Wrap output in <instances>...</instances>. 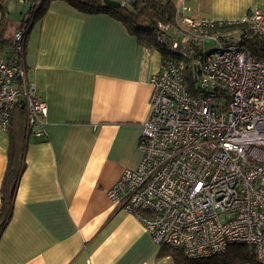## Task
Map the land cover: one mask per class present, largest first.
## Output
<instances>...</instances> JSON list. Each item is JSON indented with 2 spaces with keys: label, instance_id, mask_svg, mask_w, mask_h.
I'll list each match as a JSON object with an SVG mask.
<instances>
[{
  "label": "crops",
  "instance_id": "crops-1",
  "mask_svg": "<svg viewBox=\"0 0 264 264\" xmlns=\"http://www.w3.org/2000/svg\"><path fill=\"white\" fill-rule=\"evenodd\" d=\"M191 5L196 15L223 21L254 8L264 12V0ZM9 13L21 20L25 10ZM162 56L118 18L82 13L63 0L53 1L34 23L25 63L48 103V122L45 136L29 134L11 217L0 235V264H174L171 256H158L141 221L116 209L108 196L125 169L141 162L151 76ZM9 146L0 125V188Z\"/></svg>",
  "mask_w": 264,
  "mask_h": 264
},
{
  "label": "built area",
  "instance_id": "built-area-1",
  "mask_svg": "<svg viewBox=\"0 0 264 264\" xmlns=\"http://www.w3.org/2000/svg\"><path fill=\"white\" fill-rule=\"evenodd\" d=\"M191 1L180 0L174 20L158 24L157 39L172 55L151 76L141 162L125 169L108 196L159 248L203 258L245 243L264 264V58L240 43L264 35V12L223 21L196 15ZM232 24L246 27L221 29ZM27 36L18 29L12 56L0 57V125L8 130L22 102L27 131L42 137L49 106L28 77Z\"/></svg>",
  "mask_w": 264,
  "mask_h": 264
},
{
  "label": "trees",
  "instance_id": "trees-1",
  "mask_svg": "<svg viewBox=\"0 0 264 264\" xmlns=\"http://www.w3.org/2000/svg\"><path fill=\"white\" fill-rule=\"evenodd\" d=\"M53 1L55 0H38L36 5L30 1H19L26 3L28 10L21 20H16L9 13L10 0H0V53L8 50L12 52L16 31L24 27L28 34L34 23L43 17ZM63 1L82 13L110 14L121 20L129 32L137 37L140 44L156 48L163 56L172 55L157 39L160 30L158 24L173 21L175 18L176 7L172 0H134L129 4L122 3L123 0H116L120 6L108 4L105 0ZM245 27L246 24H232L222 26L221 29L228 32L234 29L244 30ZM240 43L254 56L264 58L263 34L252 33L248 39L240 40ZM188 57L190 58V55ZM7 132L10 146L0 188L2 202L0 235L11 217L17 185L25 165V153L30 133L27 131L26 112L22 102L17 103L12 109ZM158 256H171L174 264H259L256 261L253 246L245 243L231 244L224 252L203 258H190L181 250L163 245L159 248Z\"/></svg>",
  "mask_w": 264,
  "mask_h": 264
},
{
  "label": "rangeland",
  "instance_id": "rangeland-1",
  "mask_svg": "<svg viewBox=\"0 0 264 264\" xmlns=\"http://www.w3.org/2000/svg\"><path fill=\"white\" fill-rule=\"evenodd\" d=\"M9 4L10 5L8 6V9H9V11H11L12 15L13 14H16V15L20 14L19 11H21V9L23 10V12H24V10H25V12L28 10L27 6H24L23 3H20L19 1H16V0H10ZM13 16H15V15H13ZM207 48H210V46L207 45Z\"/></svg>",
  "mask_w": 264,
  "mask_h": 264
},
{
  "label": "water",
  "instance_id": "water-1",
  "mask_svg": "<svg viewBox=\"0 0 264 264\" xmlns=\"http://www.w3.org/2000/svg\"><path fill=\"white\" fill-rule=\"evenodd\" d=\"M105 2L114 6H120V3L116 0H105Z\"/></svg>",
  "mask_w": 264,
  "mask_h": 264
}]
</instances>
